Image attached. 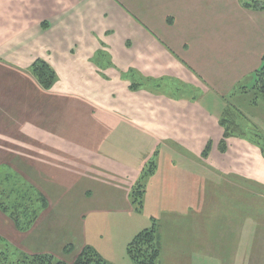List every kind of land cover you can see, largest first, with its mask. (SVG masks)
Wrapping results in <instances>:
<instances>
[{"label": "crops", "instance_id": "1", "mask_svg": "<svg viewBox=\"0 0 264 264\" xmlns=\"http://www.w3.org/2000/svg\"><path fill=\"white\" fill-rule=\"evenodd\" d=\"M9 6L14 13L0 21L4 62L27 71L36 59H45L58 76L50 89L38 87L40 97L33 101L0 102L14 117L11 123L22 122L20 128L12 127V142L18 140L19 148L34 147L35 179L44 170L50 172L47 181L60 186L75 164L90 169L84 161L88 151L57 147L51 136L41 133L48 124L44 116L56 114L59 119L62 113L64 120L74 122L77 114H70L66 105L88 108L96 117L100 155L91 160L99 162L100 171L121 174L108 177L124 191L121 207L131 215L142 214L150 197L159 196L160 185L161 221H177L179 253L188 251L181 243L193 242L191 264H264V239L256 245L260 231L264 236V155L240 137H230L227 149H219L223 98L262 65L264 10L245 7L241 0H18ZM167 77L184 83L177 85ZM182 90V95L173 94ZM26 138H33L34 144H27ZM43 142L48 146L44 153ZM151 160L157 169L146 183L143 212L135 213L131 189ZM203 168L210 177V192L196 196L191 175ZM34 185L41 190L49 186L39 180ZM85 193L94 195L88 188ZM113 194L103 193L106 198ZM251 204L257 207L252 217ZM49 207L50 202L41 213ZM94 212L84 209L79 227L68 226L60 249L78 255L90 244L107 261L114 260L113 253L121 256L119 249L125 253L129 242L125 239L117 247L100 238L96 233L101 228L89 226L86 219Z\"/></svg>", "mask_w": 264, "mask_h": 264}, {"label": "rangeland", "instance_id": "2", "mask_svg": "<svg viewBox=\"0 0 264 264\" xmlns=\"http://www.w3.org/2000/svg\"><path fill=\"white\" fill-rule=\"evenodd\" d=\"M15 1L18 0H0L1 22L7 20V13L9 16L14 13L15 10L9 5ZM260 1L264 3V0ZM14 19L15 17L13 19L11 18V21ZM1 26L2 23L0 24V29ZM2 56L3 55L0 53V102L3 99L20 98L33 101V99L39 98L40 93L38 87L41 85L32 74V68L29 67L26 71L16 64H7V62H4ZM30 78H34L35 81L32 82ZM167 78L175 79L177 85L184 83L183 80L179 78ZM151 80L157 81L156 79ZM159 82L162 81L159 80ZM163 90H161V92ZM174 93L182 95L185 92L182 90L174 91L173 94ZM250 95L253 96V94ZM48 96V92L46 95H42L44 99ZM220 98L222 101L221 96ZM246 101H249V97L246 98ZM257 104V107H250L248 110L247 108H243L242 112L247 114V116L242 118L239 115V117L242 128L249 134L250 138L247 140L252 144L251 146L261 147L256 141L258 138L255 137V139H252V137L256 134H260L261 136L264 135V98L260 97ZM17 107L16 105L13 110L18 109ZM66 109L71 110L69 112L70 114H77V118H75L74 122L64 120L62 113L59 119L56 117V114L50 118L44 116L48 124L45 128L41 129L42 137L43 134H46L48 137L51 136L53 140L52 145L55 144L57 147L62 148L66 147L69 151H88L89 154H87V158L84 161H87L91 167L84 171L82 170V165L75 164V169L69 173L68 177L59 183L60 186H57L51 185L47 181L45 174H49L50 172H45L44 170L39 171L38 179H35V172L32 168V150H34V147L21 146V148H19L18 140L12 142L14 134L11 132V129L12 127H17V129L20 128L22 122L17 121L16 124L11 123L14 117L11 116V114L8 115L7 111L0 106V264H21L24 258L36 253L53 254L57 259L72 263L77 254L73 252L65 253L60 247L66 239L63 238L65 230L68 226H74L77 222H80L79 216L84 209H93V211H95L93 214L87 215L86 219L89 221V226L101 228L96 234L104 241L109 239L112 240L117 247H119L125 239V243L129 242L136 233L144 228L151 227L153 224V218L151 217H157V232L163 250L160 264H191V255L193 256L196 251L193 242L181 243V249L188 251L179 253V244L177 243V227L179 225L177 221L173 223L171 220L165 222L161 221L164 206L162 186L159 185V196L150 197L148 203L149 207L145 209L144 212L142 211V214L137 215V211H135L136 214L132 213V215L128 213L124 208L126 207L125 205L121 207L125 197L123 189L117 187L118 184L115 185L114 181L108 178L113 174L120 173L112 170L100 171L98 170L101 169L98 165L99 162L91 160L92 158H96L98 152L96 117L88 112V108L83 110L82 108H75L72 104H68L66 105ZM93 111L96 112V109ZM15 118L21 119L18 115H16ZM36 119L37 117H34V120ZM65 134H70L72 136ZM68 141H73V143L67 145L66 143H68ZM26 143L33 145V138H26ZM47 147L48 146H45L43 142V153ZM106 150L107 149H104L102 154L105 153ZM7 151H12V153H7ZM26 151H31V154L23 155V152L25 153ZM42 156L46 157L44 154ZM99 158L100 155L97 156V159ZM203 164L206 167L209 165V163L205 161H203ZM198 179L200 180L199 183H197ZM36 180L43 183L46 182L49 186H44L43 190H41L39 187H35L34 181ZM194 180H196V186H193L191 190L196 196L206 195L210 192V177L206 175L204 168L191 175V181ZM105 183H110L108 186L109 189L103 187ZM119 184L125 186L124 183ZM29 186H33L32 191L28 188ZM87 188L93 191L94 195L92 197L86 195L85 190ZM35 189L48 198L50 207L41 213L35 226L33 224L28 229L19 230L16 222L4 211V209H2V207L4 204L6 206L10 205L11 207L14 203H24L23 196L33 194V206L39 209L41 203L37 200L39 196L36 194ZM186 190H189V186ZM105 191H110L114 194L112 197L106 198L103 195ZM262 201L263 199H260V202ZM174 206L176 207V205ZM255 207L256 205L251 204V217L257 213ZM259 211L258 209V213ZM130 215L135 216V218L132 219ZM202 220V225L207 226L208 222L205 220L204 215H202ZM260 222L264 223V219L262 218ZM79 225L77 224V228ZM22 227H24V224H22ZM129 231H134V234L128 236ZM261 232L263 231H260L256 236V245L264 239ZM58 234L60 235L56 236ZM52 237H54L53 242H50ZM92 238L98 239L96 236H92ZM198 240L201 244V251L205 250L206 248L202 240L199 238ZM119 253L121 256L113 253L115 258L114 260H108L109 263L132 264L127 250L123 253L120 248ZM107 254H109V252Z\"/></svg>", "mask_w": 264, "mask_h": 264}, {"label": "trees", "instance_id": "3", "mask_svg": "<svg viewBox=\"0 0 264 264\" xmlns=\"http://www.w3.org/2000/svg\"><path fill=\"white\" fill-rule=\"evenodd\" d=\"M243 5L248 8L264 10V3L260 0H241ZM32 74L37 78L38 83L44 89H50L57 81V72L53 66L45 59L38 58L31 65ZM250 94H253L251 96ZM249 97V101L246 98ZM264 98V56L262 65L256 72L245 81L237 85V87L223 99L226 106L221 116L220 125L223 128V137L219 144V149L225 151L228 146L230 137H240L249 139V134L240 124V117L245 118L247 114L242 112L243 108L257 107L258 99ZM258 138L257 143L261 147L260 150L264 155V135L256 134L252 139ZM157 169V163L154 160L149 161L142 171L140 180L132 187L130 193L131 203L135 211L142 212L145 205L146 183L149 177L154 175ZM31 191L33 186L28 187ZM39 196L37 200L41 203L39 209L33 206V194L23 196L24 203H14L6 206L4 203L2 209L10 215L16 222L19 230L28 229L32 226L42 210L49 205L47 197L35 189ZM30 202V203H29ZM24 224V227H22ZM158 223L153 218L151 227L144 228L134 235L127 244V254L131 258L133 264H160L161 257V241L157 232ZM69 246H67V249ZM21 264H109L107 259L92 245L87 244L79 252L72 263L57 259L55 255L48 253H36L27 256Z\"/></svg>", "mask_w": 264, "mask_h": 264}]
</instances>
